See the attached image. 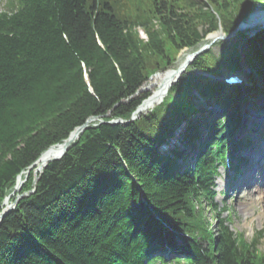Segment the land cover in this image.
Masks as SVG:
<instances>
[{
  "label": "trees",
  "instance_id": "obj_1",
  "mask_svg": "<svg viewBox=\"0 0 264 264\" xmlns=\"http://www.w3.org/2000/svg\"><path fill=\"white\" fill-rule=\"evenodd\" d=\"M181 1H6L0 11V212L19 174L25 177L51 146L97 119L36 183L29 170L11 201L21 198L0 223V264H264L257 242L236 237L213 202L225 128H235L242 87L219 95L229 108L224 121L205 111L194 116L196 105L209 104L220 86L211 76L241 71L244 62L246 90L264 97V31L244 56L235 44L199 54L160 105L130 121L149 96L140 90L153 74L264 3L187 0L182 10ZM145 5L153 7L148 20ZM117 119L125 122L110 123ZM201 126L208 129L203 139ZM205 200L218 212L212 217L218 232ZM177 240L185 255L169 257L168 244Z\"/></svg>",
  "mask_w": 264,
  "mask_h": 264
},
{
  "label": "bare ground",
  "instance_id": "obj_2",
  "mask_svg": "<svg viewBox=\"0 0 264 264\" xmlns=\"http://www.w3.org/2000/svg\"><path fill=\"white\" fill-rule=\"evenodd\" d=\"M258 4L262 5V3H258ZM245 23L246 24L244 28L251 29L252 31H255L257 28L263 26L264 10L263 9L255 10ZM236 28L237 27L230 29L229 32L235 30ZM251 30H249L251 36L254 35L256 37H258V35L263 31V30H257L256 32L253 33L251 32ZM218 34H220V32L213 33L210 36V39L215 38ZM245 51L246 49L245 50L243 49L241 53ZM193 52L190 51L185 53L180 65L176 69H170L166 72L157 74L155 76V81H156L155 85L157 86L156 91L153 92L146 100H144V102L142 103L136 114L149 110L150 108L159 104L164 99L173 82L177 80L182 75L183 71L187 68L188 65L186 64V62L188 56H190ZM242 56L244 55L242 54ZM259 109L258 110L250 109L248 113L249 114L248 118H245L247 119L246 120L247 124H250L254 122L253 118L257 117V119H259L261 123V124L257 123V126L259 127V129H262L263 132L261 133V135H259L256 138L255 140L256 143L252 145V150L248 152L247 155L245 156L246 162L244 161V163L245 164L247 163V165L244 167L245 169L243 176L239 174V178H240L239 184L243 183L244 189L246 190L249 189L250 184L257 183L254 190L253 191L250 190V194H245V196H248V200L250 201L251 205L256 203L264 207V111L261 108ZM81 133L82 132L76 131L72 135V138L74 137L76 138V136L80 135ZM62 152H63V145L61 144L53 146L49 148L47 151H45L35 164L37 174H39V172L43 170V168L50 160L58 157ZM25 179H26V175L25 177L21 175V177L17 179L16 185L17 184L23 185ZM16 185L13 189V192L6 198L5 202L3 203L4 209H7L11 205V197L18 192L16 191ZM13 203L14 201H12V204Z\"/></svg>",
  "mask_w": 264,
  "mask_h": 264
},
{
  "label": "rangeland",
  "instance_id": "obj_3",
  "mask_svg": "<svg viewBox=\"0 0 264 264\" xmlns=\"http://www.w3.org/2000/svg\"><path fill=\"white\" fill-rule=\"evenodd\" d=\"M6 1L7 0H0V11H3L5 9ZM185 1H187V0H182L181 2H178V5H176V6H180L179 8L183 10L185 8ZM200 1L201 2H205V3L207 2V0H200ZM152 9H153V7H151L149 5H145V7L143 8V12H144L146 20H148V17L152 18V16L154 15V14L150 13V10H152ZM262 9L264 10V8H262ZM149 21H155V18L154 19H150ZM149 21H147V22H149ZM138 32L140 33V37H142L144 39H147V36L143 32L142 28L139 27ZM211 35H212V33H209L206 36V38L198 45L197 48H195V49H190V48L183 49L179 53L176 63L174 62L168 68L160 70L158 73L153 74L149 78V81L146 84V86L143 88V90L140 91V93H146V94H149V96H150L153 92H155L156 88H157V86L155 85L156 84L155 76L157 74L166 72V71H168L170 69H176L180 65L185 53L190 52V51H192V52L194 51V53L200 52L202 47H203V45L205 43H208L209 41H211V39H210ZM237 41L239 43V44H237V46H239V48L246 46V44H245L243 39H238ZM219 50H221V46L220 45H218V47H214V51L215 52H217ZM188 61L189 60L187 59L186 63L190 64L193 61V59L190 62H188ZM187 70L185 69L183 71L182 75L185 72H189V70L188 71ZM223 88H225V87H223ZM140 106L138 107V109L140 108ZM197 106H198L197 108H199V110L198 111L196 110L195 115H199L200 116V113L204 112V109H205L206 106L205 105H200V104H198ZM138 109H136L135 112H138ZM214 109H215L214 113H216V114L217 113L218 114H223L224 113L223 110H220V107L218 105L216 107H214ZM152 110L153 109L150 108L149 110L144 111L142 113H137V116H134L133 119H135L136 117H138L140 115L144 116V115L150 113ZM219 119H221V118H219ZM243 125L244 124H242V126ZM175 138L177 139V137H174L172 139V141L176 142ZM164 147H165V149L167 148V146H164ZM34 169H36V167ZM220 173L221 174L219 175V177H218V179L216 181V184H217L216 192L218 193V195L214 198V201H215L214 203H216L219 208H224V206H225V208H229L230 207V210H229L230 214L224 213L222 215V217L224 218L227 215L230 216V218H231V220L233 222V227L235 228V231H239V232L243 233V235L247 239H252L261 230H263L262 232H264V214H263L264 207L261 206V205H258L256 203L251 205L250 201L248 200V196H245V194H250V190L253 191L254 188L253 189H249V192H248V191H243V189L238 185V188H235L234 190H230L229 186H227L228 185L227 182H225L226 181L225 180L226 170H224V168L221 167V165H220ZM222 191L225 192L226 194L221 193ZM254 195H256V194H254ZM20 198H21V196H19V199ZM256 198H257V196H256ZM13 204H12V208L15 207ZM208 215L210 216L211 213L208 212ZM213 224H214V227H216L217 221L213 220ZM216 231H217V228H216ZM177 244L180 245L181 242L177 241ZM258 244H259V251H260V253L262 255L264 253V234H263V236L260 239H258Z\"/></svg>",
  "mask_w": 264,
  "mask_h": 264
},
{
  "label": "water",
  "instance_id": "obj_4",
  "mask_svg": "<svg viewBox=\"0 0 264 264\" xmlns=\"http://www.w3.org/2000/svg\"><path fill=\"white\" fill-rule=\"evenodd\" d=\"M246 20H244L239 26H237V28L235 29V30H233L232 32H230L231 34L230 35H228V36H226V38H229L230 36H233L236 32H237V30H239V29H241L242 27H243V23L245 22ZM219 38H222V36L221 37H219V36H216L215 38H213V41H215V40H217V39H219ZM199 54V52H196V53H193L192 55H190L189 57H188V62H190L193 58H195L196 57V55H198ZM186 64H188V63H186ZM141 90H143V88H141ZM140 90V91H141ZM97 119V117H91L90 119H88V121L83 125V126H81V127H78V128H76L71 134H70V136L66 139V140H64L62 143H61V145H63V152L58 156V157H56V158H54V159H52V160H50L49 162H51V161H53V160H57V159H60L66 152H67V150L69 149V147L71 146V143H73L76 139H78L79 138V135H77L76 136V138L74 137V138H72V135L76 132V131H79V132H83L86 128H87V126L89 125V123L91 122V121H93V120H96ZM112 122H116V123H118V122H122V120H116V121H112ZM58 145V144H57ZM53 147V146H52ZM35 164L36 163H34L30 168H32V167H34L35 166ZM35 173H36V175L38 176V174H37V171H35ZM40 174L42 173V170L39 172ZM19 177H21V175H19ZM18 177V178H19ZM37 181V179L35 180V182ZM21 186L22 185H16V191H19L20 189H21ZM17 201H18V199L15 201V203H17ZM15 203H14V205H15ZM12 208V206H9L7 209H4L1 213H0V222H1V220L3 219V217L7 214V212L10 210Z\"/></svg>",
  "mask_w": 264,
  "mask_h": 264
}]
</instances>
